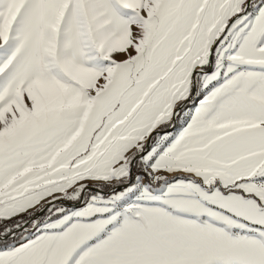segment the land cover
I'll use <instances>...</instances> for the list:
<instances>
[{
    "label": "snow or ice",
    "instance_id": "snow-or-ice-1",
    "mask_svg": "<svg viewBox=\"0 0 264 264\" xmlns=\"http://www.w3.org/2000/svg\"><path fill=\"white\" fill-rule=\"evenodd\" d=\"M0 264H264V0H0Z\"/></svg>",
    "mask_w": 264,
    "mask_h": 264
}]
</instances>
